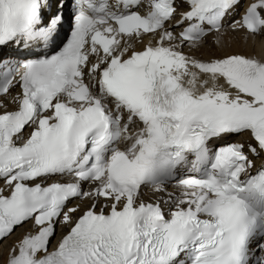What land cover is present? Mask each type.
Listing matches in <instances>:
<instances>
[{
    "label": "snow or ice",
    "instance_id": "obj_1",
    "mask_svg": "<svg viewBox=\"0 0 264 264\" xmlns=\"http://www.w3.org/2000/svg\"><path fill=\"white\" fill-rule=\"evenodd\" d=\"M227 33L264 46V0H0L2 264H264V58L198 55Z\"/></svg>",
    "mask_w": 264,
    "mask_h": 264
},
{
    "label": "bare ground",
    "instance_id": "obj_2",
    "mask_svg": "<svg viewBox=\"0 0 264 264\" xmlns=\"http://www.w3.org/2000/svg\"><path fill=\"white\" fill-rule=\"evenodd\" d=\"M209 39H211L212 41L211 43L208 42ZM224 39H225L226 46L223 48H220L213 43V39L211 36L208 37L207 44L200 50L198 55L201 58L207 59L209 57L223 56L225 54L241 53V54L248 55V56H251L250 54H253L252 56H256L257 58H264V52H263L264 46H262L261 43L259 42L251 45L250 42H248V40L245 43V41L242 38L240 39L235 38V40H233L229 38L227 35L225 36ZM20 228L21 227L19 226L17 230H19ZM25 231L26 230L24 229L23 232L19 233V236L16 238V240L20 238L24 234ZM63 231H66V229ZM16 240H13V242ZM53 244H55V242ZM4 249H7V246L4 247ZM0 260L2 264V255L0 256Z\"/></svg>",
    "mask_w": 264,
    "mask_h": 264
},
{
    "label": "rangeland",
    "instance_id": "obj_3",
    "mask_svg": "<svg viewBox=\"0 0 264 264\" xmlns=\"http://www.w3.org/2000/svg\"><path fill=\"white\" fill-rule=\"evenodd\" d=\"M239 34H240V33H235V34L231 33L230 35H236V36H238ZM257 40H259V38H256L255 41H257ZM255 41H253L251 38L248 39V42H250V44L254 43ZM260 41H261V38H260ZM209 42H210V41H209Z\"/></svg>",
    "mask_w": 264,
    "mask_h": 264
}]
</instances>
